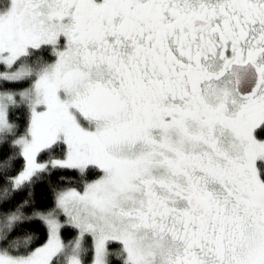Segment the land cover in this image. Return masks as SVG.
<instances>
[{"label":"snow or ice","instance_id":"6c2138e0","mask_svg":"<svg viewBox=\"0 0 264 264\" xmlns=\"http://www.w3.org/2000/svg\"><path fill=\"white\" fill-rule=\"evenodd\" d=\"M0 264H264V0H0Z\"/></svg>","mask_w":264,"mask_h":264},{"label":"trees","instance_id":"16d2710c","mask_svg":"<svg viewBox=\"0 0 264 264\" xmlns=\"http://www.w3.org/2000/svg\"><path fill=\"white\" fill-rule=\"evenodd\" d=\"M37 192H38V194L39 193H43V192H45V190L44 189H37ZM46 196H47V198L50 200V198H51V194L50 193H46ZM43 198V197H42Z\"/></svg>","mask_w":264,"mask_h":264}]
</instances>
